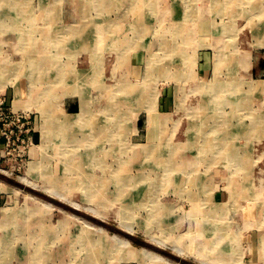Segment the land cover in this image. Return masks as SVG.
I'll return each mask as SVG.
<instances>
[{
	"label": "rangeland",
	"instance_id": "obj_1",
	"mask_svg": "<svg viewBox=\"0 0 264 264\" xmlns=\"http://www.w3.org/2000/svg\"><path fill=\"white\" fill-rule=\"evenodd\" d=\"M150 1L0 0V98L7 99L8 92L17 96L10 106L28 117L31 132L25 158L14 157L18 150L9 156L1 149L0 264H35V259L37 264H102L98 255L104 250L108 254V248L99 244L109 239L114 246L116 241L102 239V233L87 227L84 219L110 227L111 236H125L118 228L123 208L128 210L126 222L136 229L129 236L135 248L147 246L175 263L182 259L170 249L147 244L139 231L143 225L170 248L176 243L186 251L204 247L206 251L200 253L213 264H264V6L259 7L263 0H205L202 7L206 6L201 7L205 13L193 0H158L162 9L156 13ZM164 12L172 17L165 19ZM77 22L87 24L85 34L96 33L95 40L89 38L92 56L70 45L58 51L52 41L56 34L65 38L67 27H81ZM148 61L154 66L146 78ZM134 62L138 65L133 69ZM83 75L91 78L86 86ZM83 86L93 96L87 115H127L124 133L120 135L116 128L124 120L110 121L114 127L100 118L94 121L96 129L103 126L106 133L96 137L95 144L91 146L81 135L76 144L83 151L73 155L63 152L61 138H52L43 156L38 132L42 118L63 116L67 99L79 102ZM167 90L173 92L169 117L161 126L154 125L158 131L164 129L163 135L154 144L137 141L141 130L134 128L135 123L140 126L142 112L159 109ZM86 117L81 116L77 131L86 128ZM107 131L115 133L116 140L99 144L109 136ZM225 134L229 146L222 152L223 146L216 142ZM101 145L104 150H99ZM231 147L241 159L233 160L235 154L226 152ZM22 178L32 179L38 189L24 185ZM47 188L93 208L105 219L60 202L44 192ZM41 200L54 208L41 205ZM223 211L228 212L223 223L212 218ZM223 224L226 233L216 235ZM45 232L52 236L44 239ZM31 235L35 252L27 241ZM63 246V256L57 257ZM119 247L114 259L103 264H126L127 248ZM50 251L55 253L52 258H44ZM181 262L200 264L197 257ZM149 264L167 263L151 260Z\"/></svg>",
	"mask_w": 264,
	"mask_h": 264
},
{
	"label": "crops",
	"instance_id": "obj_2",
	"mask_svg": "<svg viewBox=\"0 0 264 264\" xmlns=\"http://www.w3.org/2000/svg\"><path fill=\"white\" fill-rule=\"evenodd\" d=\"M154 1H156L155 3L156 4H154V3H149L150 5H152L153 6V8H154V10H155V12L157 13L159 10H161L162 9V4H161V2H159L158 0H154ZM107 3H110V4H112V2H107ZM159 3V4H158ZM108 7H109V5H107ZM110 8H111V6H110ZM159 9V10H158ZM207 10H209V8L207 9ZM169 11H172V10H169ZM168 11V12H169ZM164 13H166V12H164ZM203 13H205V12H203ZM204 16V15H203ZM170 17H172V15H171V13H166L165 14V19H169ZM52 20H54V21H56L54 18H52ZM51 20V21H52ZM143 21H145V23L147 24V18H144V19H142ZM149 21V20H148ZM88 24H89V22H87ZM77 26H79V25H81V27H83V29H82V31H84L83 33H81V35L80 36H75L74 38L73 37H71L70 38V40L72 41V45H74V43L77 45L76 47H71V48H74L75 50H78V51H80V50H82L83 51V49L84 50H87L88 52H89V54H91V53H93V50H91L88 46L91 44V42H90V40H95L94 38L96 37V33H86L85 34V27L87 26V24L86 23H84V24H86L85 26H84V24H82V23H75ZM68 28V27H67ZM67 28H65V29H67ZM64 28H62V29H57V32L58 33H60L61 32V30H63ZM56 35H58V34H56ZM56 35H54V36H56ZM87 35V36H86ZM53 36V37H54ZM89 38H90V40H89ZM56 39V38H55ZM55 39H52V41H54ZM82 41V42H81ZM100 41V40H99ZM87 42V43H86ZM57 43V42H56ZM135 44H136V42H135ZM98 45V44H97ZM58 46V45H57ZM137 47V46H136ZM57 49H59V47H57ZM62 50V49H61ZM104 53V51L101 53V54H103ZM140 64V63H139ZM138 65V63L137 62H134V63H132V68L134 69L136 66ZM83 73H85V72H83ZM82 80L80 79V82H81ZM86 82H84V80L82 81V85H85L86 86ZM85 86H83V87H81V89H80V93H81V95H82V98L81 99H79V102L78 101H76V100H74V99H67V101H66V113L63 115V116H61V117H58V118H54V119H49L48 118V120L45 118L44 120H43V118H42V123L39 125V145H40V147L42 148L43 147V149L42 150H44V152L42 153L43 154V156H45V153H48V148L47 147H50L49 145H50V141H52L51 139L53 138L55 141L58 139V138H61V140H62V149H63V152L65 151V152H70V153H72L73 155H75V154H77V152L78 153H80V152H82L83 150L80 148V146H78L77 144H76V141L79 139V137L82 135V132L84 131V130H86L87 128H88V124H86L84 127H86L84 130L82 129V130H79V132L78 131H75V130H77L78 128V124L80 123L79 121H81L82 119H80L81 118V116H87L86 117V122H88L87 120H90V119H92L93 121H97L96 120V118L95 117H92V114H90V116L89 115H87V114H82L80 117H78V115H79V112L81 111V105H82V103H84L83 101H89V99H90V102L91 101H93L92 99H93V96H89L86 92H87V89H86V87ZM168 91V90H167ZM164 92V97H162L161 98V103H160V106H159V109H156V107L154 108V111H146V112H148V113H144V112H142L141 113V116H142V119H141V121H140V126L139 127H137V124H135L134 125V128L136 129H140L141 130V132L138 134V136H136V139H137V141H140V142H148V143H155V142H158L157 140H160V138H161V136L163 135V133H164V129H162V130H157L156 128H154V125L156 126V127H159V126H161V124H163V123H165L166 121H167V119H168V117H169V106L171 105V103H172V99H173V92H171V91H168V92ZM5 94V93H4ZM7 94V99H6V101L10 104V101H11V99L12 98H14L15 99V101L17 100L16 98H17V96L16 95H12L11 94V92H8V93H6ZM79 94V93H78ZM80 95V94H79ZM170 95V96H169ZM169 96V97H168ZM234 96V95H233ZM83 100V101H82ZM146 99H144V98H142L140 101H145ZM149 100H150V98H148V100H146V101H148L149 102ZM78 102V103H77ZM81 104V105H80ZM203 113H207V112H205V111H203ZM151 114V115H150ZM129 115V114H128ZM151 116V117H150ZM119 117V121L120 120H124V121H122L121 123L122 124H124V126H125V118L126 117H128L127 115H121V116H118ZM138 118H139V116H137ZM100 118H104V119H106L107 121H112V120H118V118L117 117H112V116H107V117H100ZM100 118H97V119H100ZM116 118V119H115ZM137 118V119H138ZM149 118V119H148ZM151 119V120H150ZM164 119V120H163ZM50 120V121H49ZM150 120V121H149ZM163 120V121H162ZM118 121V122H119ZM151 122V123H150ZM148 123V124H147ZM148 125V126H147ZM95 126H96V124H95ZM98 126V125H97ZM123 126V127H124ZM67 127V128H66ZM42 128V129H41ZM97 128V127H96ZM154 128V129H153ZM53 133H55V134H53ZM57 133V134H56ZM161 135V136H160ZM124 136H125V134H124ZM123 136V137H124ZM125 139H126V136H125ZM148 139V140H147ZM49 142V143H48ZM48 143V144H47ZM101 146H103V145H101ZM165 146H167V144H165ZM169 146V145H168ZM2 147H3V139L1 138V135H0V154L2 153V151H1V149H2ZM101 149V147L99 148V150ZM102 149H105L104 147L102 148ZM95 150H98V149H95ZM85 151H87V150H85ZM47 159V157H45L43 160H46ZM172 163V161H170V160H167L166 161V163ZM191 163V162H190ZM37 166V165H36ZM39 167H41L40 165H39ZM38 167V168H39ZM56 168V167H55ZM58 168H56L55 170H57ZM47 189H49V188H47ZM47 189H44V190H47ZM51 190V189H50ZM58 191V190H57ZM59 192V191H58ZM63 195V194H62ZM127 196V195H126ZM126 196H124V197H126ZM53 197V196H52ZM53 198H55V197H53ZM55 199H57V198H55ZM60 202H61V200H59ZM63 202V201H62ZM64 203V202H63ZM103 220V219H102ZM204 226H205V224H203V229H204ZM133 229H134V232L133 233H131V232H129L128 230H123L122 228H120V227H118L119 228V230H122V231H124V233L126 234L124 237L125 238H128V239H130L129 238V236H132V235H134V233L136 232V229H135V227L134 226H131ZM63 229V228H62ZM94 230H96V231H98V233H102V237H104V240L107 238V237H111V239H113L114 241H116L115 240V234H113L112 236L109 234V232H110V227H103L102 229L101 228H93ZM101 229V230H100ZM103 229H104V231H103ZM63 230H66L65 228L63 229ZM75 230V229H74ZM45 231H46V228H45ZM139 231H140V234H141V238L147 243V244H151V245H153V246H155L156 244H154V243H151V241L149 240V237L147 236L149 233L150 234H152L150 231H149V229H147V228H145L143 225H140V227H139ZM149 231V232H148ZM117 235V234H116ZM46 236L48 237V236H52V234L51 233H44V239H46ZM101 237V236H100ZM156 237V236H155ZM108 239V238H107ZM106 239V240H107ZM131 240V239H130ZM27 241L29 242L28 244H29V247L31 248V249H33V251L35 252L36 250H35V246H36V241H35V238H34V236L33 235H31L30 237H28V239H27ZM80 241H84L82 238L80 239ZM44 242V241H43ZM162 242H164V244H166V246H158V245H156L155 247H158L159 249H170L171 250V248H170V244H168L166 241H164L163 239H162ZM82 243H84V242H82ZM104 244V245H103ZM99 245H103V247H100V246H98L99 248H102V249H104V248H108L109 250H108V254H106V251L104 250L103 251V253H99V255H98V257H99V259L101 260V262H102V264H103V261L105 260V261H107L108 259V261H110L111 259H114L112 256H113V254H115V251H116V248L117 247H119L118 245H117V242H116V244L114 243V246L113 245H111V243L109 242V239H108V242H103V243H101V244H99ZM117 246V247H116ZM174 246V245H173ZM49 247H51V246H49ZM53 247V246H52ZM52 247L51 248H49V250H54V249H52ZM125 247V246H124ZM125 248H127V253H126V255L125 256H123L125 259H127L125 262H126V264H149V261H151V260H148V259H145V258H143V257H140V258H134L135 257V255L136 254H138L139 252H140V249L141 248H143V247H141V248H135L133 245H132V241H131V245L129 246V247H125ZM146 248H148L147 246H146ZM31 249L29 250V251H31ZM148 249H150V250H152V251H155L156 253L158 252L159 254H162V253H160L159 251H157V250H153V249H151V248H148ZM25 250V249H24ZM47 250V249H46ZM58 250H62V251H60L58 254H57V257H62L63 256V254H64V252L63 251H65V249H64V246H63V248H61V247H59V249ZM129 250V251H128ZM134 250V251H133ZM171 253L173 254V252H172V250H171ZM46 254V256L44 257V258H46V259H48L49 257L50 258H52V256L55 254L53 251H52V253H51V251L48 253V252H46L45 253ZM128 254V255H127ZM163 255V254H162ZM173 255H175V254H173ZM164 256H166V255H164ZM167 257V256H166ZM181 257V256H180ZM116 258V257H115ZM167 258H169L170 260H172V262H173V259H171L170 257H167ZM182 259L178 262V263H182L181 261L182 260H186V259H188V258H191V259H194V258H196L195 256H193V257H190V256H188L187 258L186 257H181ZM96 260H98V259H96ZM95 260V261H96ZM142 260V261H141ZM35 261V264H37V260L35 259L34 260ZM112 261V260H111ZM137 261V262H136ZM146 261V262H145ZM174 263H175V260H174ZM176 264V263H175Z\"/></svg>",
	"mask_w": 264,
	"mask_h": 264
},
{
	"label": "bare ground",
	"instance_id": "obj_3",
	"mask_svg": "<svg viewBox=\"0 0 264 264\" xmlns=\"http://www.w3.org/2000/svg\"><path fill=\"white\" fill-rule=\"evenodd\" d=\"M125 1V0H124ZM135 1V0H134ZM194 2H195V4L197 3V9L199 10V12H203V10H201V7H202V4H204V3H206V1L205 0H193ZM204 1V3H202ZM207 1H210L211 2V0H207ZM213 1V0H212ZM215 1V0H214ZM150 2H152V3H154V4H156L155 2L156 1H153V0H151ZM139 3H141L140 1H139ZM193 3V2H192ZM199 3H200V5H199ZM213 3V2H212ZM215 3H216V1H215ZM242 3H243V0H242ZM263 3H264V0H263V2L261 3V5L259 6V7H263L264 5H263ZM126 4V3H125ZM134 4V3H133ZM142 4V3H141ZM147 4V3H146ZM159 4V3H158ZM127 5V4H126ZM105 6V5H104ZM144 6V5H143ZM206 6V5H205ZM204 6V7H205ZM57 7V6H56ZM133 7V6H132ZM145 7V6H144ZM204 7H202V8H204ZM258 7V8H259ZM95 8V7H94ZM97 8V7H96ZM123 8V7H122ZM192 8V7H191ZM43 10V9H42ZM57 10H58V8H57ZM121 10V9H120ZM130 10H131V8H130ZM256 10H257V8H256ZM264 12V11H263ZM57 13V12H56ZM55 13V14H56ZM16 14V13H15ZM249 14V13H248ZM58 15V14H57ZM240 15H242V14H240ZM264 15V14H263ZM157 16V15H156ZM163 16V15H162ZM164 16H165V13H164ZM15 17H16V15H15ZM19 18V17H18ZM52 21H54V20H52ZM18 22V21H17ZM52 23V22H51ZM100 26V25H99ZM98 26V27H99ZM112 26V25H111ZM19 28V27H18ZM102 28V27H101ZM82 29H83V27H79V28H76V27H68L67 29H66V37L65 38H63V37H57V36H54V37H52V39H55L54 41H55V43L57 42V45H58V47H59V49H58V51L59 50H61L62 49V47H65V45L66 46H71V47H76L77 45L74 43V45H72L71 43H72V41L70 40V38L71 37H75V36H80L81 35V33H83L84 31H82ZM19 30V29H18ZM92 31V30H91ZM95 31V30H94ZM213 31V30H212ZM19 33V32H18ZM88 34V33H87ZM27 35V34H26ZM26 35H24V39H22L24 42L26 41ZM35 35V34H34ZM7 36H9V35H7ZM18 36V35H17ZM105 36V35H104ZM257 36V35H256ZM11 37V36H10ZM13 37V36H12ZM22 37V36H21ZM34 37V36H33ZM35 38H36V36H35ZM258 38V37H257ZM95 39V38H94ZM159 39V38H158ZM219 39V38H218ZM263 39H264V37H263ZM36 40V39H35ZM164 40V39H163ZM82 42V41H81ZM102 42V40L100 39V41H98V43L97 44H100ZM166 42V41H165ZM260 42H262V41H260ZM87 43V42H86ZM92 44V43H91ZM96 44V45H97ZM225 43H223V45H224ZM162 46H163V44H162ZM147 47V46H146ZM74 49V48H73ZM73 51V50H72ZM105 51V50H104ZM149 52V51H148ZM46 56V55H45ZM45 56H43V57H45ZM90 56H92V53H91V55ZM49 57V56H48ZM155 58V57H154ZM45 59V58H44ZM95 59V58H94ZM193 59V58H192ZM191 59V60H192ZM92 60H93V58H92ZM47 61V63H48V61H49V59H47L46 60ZM44 62V61H43ZM50 63V62H49ZM48 63V64H49ZM154 64V63H153ZM152 64V65H153ZM47 65V64H46ZM152 65H151V61H148V64L146 65V70H145V75H146V78H149L150 77V75H151V73H150V71H152L153 70V67H152ZM44 66V65H43ZM154 66V65H153ZM38 68V67H37ZM43 68H45V67H43ZM43 68H42V70H43ZM50 68V67H49ZM92 69V68H91ZM156 69V68H155ZM157 70H158V68H157ZM91 72V71H90ZM153 72H155V71H153ZM66 74V73H65ZM90 74V73H89ZM35 76V75H34ZM77 76V75H76ZM84 76V75H83ZM153 76V75H152ZM151 76V77H152ZM37 77V76H36ZM74 77V76H73ZM92 77V76H91ZM2 78H4V77H2ZM183 77H181V79H182ZM1 79V78H0ZM71 79V78H70ZM81 79H83L84 80V82H86V83H88V81L91 79V78H89L88 76H84V77H82ZM151 79H153V78H151ZM150 79V80H151ZM5 80V79H4ZM122 80V79H121ZM120 80V81H121ZM38 81V80H37ZM144 81V80H143ZM164 81V80H163ZM180 81H182V80H180ZM5 82V81H4ZM33 82H35V81H33ZM91 82V81H90ZM133 82V81H132ZM140 82H142V81H140ZM153 82V81H152ZM236 82V81H235ZM78 83H79V81H78ZM186 83V82H185ZM237 83V82H236ZM153 85H154V83H152ZM184 84V83H183ZM238 84V83H237ZM30 85V84H29ZM58 85V84H57ZM88 85V84H87ZM89 85H91V84H89ZM125 85V84H124ZM131 86V85H130ZM231 86V85H230ZM230 86L229 87H227V88H230ZM126 87V86H125ZM149 87V86H148ZM147 87V88H148ZM150 88V87H149ZM152 88V87H151ZM183 88V87H182ZM181 88V89H182ZM125 90H126V88H125ZM125 90H123L124 92H125ZM31 91V90H30ZM103 91V90H102ZM149 91V90H148ZM231 91H232V89H231ZM97 92V91H96ZM195 92V91H194ZM229 92V91H228ZM92 93V92H91ZM101 93V92H100ZM184 93V92H183ZM182 93V94H183ZM234 94H232V95H234V96H237L236 95V93L235 92H233ZM181 94V93H180ZM230 95H231V93H229ZM93 95V94H92ZM128 95V94H127ZM189 96V95H188ZM128 97V96H127ZM154 97V96H153ZM156 98V97H155ZM154 98V99H155ZM183 98V97H182ZM184 98H186V97H184ZM187 99V98H186ZM111 100V99H110ZM183 100V99H182ZM83 101V100H82ZM181 101V100H180ZM184 101V100H183ZM229 101V100H228ZM84 103H82V108H81V111L79 112V117L82 115V113L85 115V114H87V110H88V108L91 106L90 104V99H89V101L87 100H85V101H83ZM150 102V101H149ZM151 104V103H150ZM153 104V103H152ZM226 104H227V102H226ZM81 105V104H80ZM177 105V104H176ZM233 105V104H232ZM89 106V107H88ZM183 106V105H182ZM181 106V107H182ZM242 106V104H239V101H238V104H235V107L237 108V109H239L240 107ZM150 107V106H149ZM112 108V107H111ZM103 109H104V107H103ZM186 109V108H185ZM234 109V108H233ZM100 109H98V111H99ZM154 110V109H153ZM178 110V109H177ZM97 111V110H96ZM145 111V110H144ZM90 112H91V110H90ZM110 112V111H109ZM192 112V111H191ZM198 112V111H197ZM196 112V113H197ZM146 113H148V112H146ZM194 113H195V111H194ZM119 114H120V112H119ZM140 114V113H139ZM189 114V113H188ZM199 114V113H198ZM96 115V114H95ZM151 115V114H150ZM86 116V115H85ZM118 116V115H117ZM203 116H204V114H203ZM116 117V116H115ZM151 117V116H150ZM119 118V117H118ZM207 118V117H206ZM83 119H84V117H83ZM83 119H82V122H83ZM97 119V118H96ZM116 119V118H115ZM149 119V118H148ZM256 119V118H255ZM86 120V119H85ZM84 120V121H85ZM151 120V119H150ZM149 120V121H150ZM50 121V120H49ZM97 121H98V119H97ZM117 121V120H116ZM137 121V120H136ZM205 121V120H204ZM210 121V120H209ZM80 122V121H79ZM93 122V123H92ZM255 122V121H254ZM105 123V122H104ZM132 123V122H131ZM134 123V122H133ZM151 123V122H150ZM191 123H192V121H191ZM252 123H253V121H252ZM106 124H108L109 126L110 125H113L114 127H115V125L114 124H111V122L110 121H106ZM136 124V123H135ZM148 124V123H147ZM260 124H261V122H260ZM129 125V124H128ZM156 125V124H155ZM197 125V124H196ZM264 125V124H263ZM102 126V125H101ZM109 126H107L106 128H109ZM123 126H124V124L122 125V127H121V125H120V123H118L117 125H116V128H117V130H120L119 131V133H120V135L121 134H123L124 133V131L122 130L123 129ZM148 126V125H147ZM227 126V125H226ZM252 126H258L259 127V125H257V124H253ZM262 126V125H261ZM96 127H98L97 126V124H96V126H95V123H94V121L92 120V119H90L89 121H88V128L86 129V130H84V132H82V135H83V138L85 139V140H88V141H91L92 142V144H90L91 146L93 145V144H95L96 142V137H100V136H102V135H104V133H106V131L104 130L105 128H103V126L102 127H100L98 130L96 129ZM196 127V126H195ZM205 127H207L206 125H205ZM40 128V127H39ZM67 128V127H66ZM78 128V127H77ZM200 128H201V125H200ZM42 129V128H41ZM203 129H204V127H203ZM255 129V128H254ZM201 130V129H200ZM75 131H77V130H75ZM79 131V130H78ZM105 131V132H104ZM195 131V130H194ZM198 131V130H197ZM259 131L260 132H262L263 131V129H262V131L259 129ZM85 132H88V133H86L85 134ZM219 132H221V131H219ZM118 133V134H119ZM210 133H211V131H210ZM213 133V132H212ZM223 133V132H222ZM53 134H55V133H53ZM57 134V133H56ZM199 134V133H198ZM201 134V133H200ZM207 134V133H206ZM107 135H109L107 138H103V137H101V138H103V139H105V140H103V141H101V142H99V144L101 143H112L114 140H116L115 138H116V134L115 133H112V135H110L109 134V131H107ZM190 135H191V133H190ZM222 135V134H221ZM231 135V134H230ZM203 136V135H202ZM225 136H227L226 137V139L228 138V134H225L222 138H221V140H219L218 142H216V143H218L219 145H222L221 147H222V152H223V150H224V148H226L227 147V145L229 146V140L227 141L224 137ZM114 137V138H113ZM122 137V136H121ZM97 138V139H98ZM148 140V139H147ZM189 140V139H188ZM231 140V139H230ZM204 141V140H203ZM205 142V141H204ZM231 142V141H230ZM49 143V142H48ZM47 143V144H48ZM151 143V142H150ZM190 143V142H189ZM206 143V142H205ZM41 145V144H40ZM125 145V144H124ZM128 145V144H127ZM133 145V144H132ZM131 145H129V146H127V147H130ZM139 146V145H138ZM216 146V145H215ZM37 147H39V146H37ZM101 147V149L103 148V146H100ZM132 147V146H131ZM91 148V147H90ZM213 148H215V147H213ZM34 149V148H33ZM42 149H43V147H42ZM94 149V148H93ZM97 149H98V146H97ZM131 149V148H130ZM140 149V148H139ZM102 150H104V149H102ZM215 150V149H214ZM39 151H41V149L39 150ZM93 150H91V151H89V153L90 152H92ZM135 151V150H134ZM37 152H38V150H37ZM94 152H98V150H94ZM216 152V151H215ZM214 152V153H215ZM220 153L221 152V150L219 149V151H217L216 153ZM226 152H229V154H231V155H233V154H235L234 156H232L233 157V160L235 159V158H238V159H241V157H240V154H239V152L238 151H232V147H231V149H230V151L229 150H227ZM40 154V153H39ZM41 156V155H40ZM231 157V156H230ZM229 157V158H230ZM45 158V157H44ZM93 158H96L95 156L93 157ZM33 159V158H32ZM232 159V158H231ZM36 160V159H35ZM41 160V159H40ZM73 160V159H72ZM71 159L69 160V165L71 166V167H73L74 168V163H73V161H72ZM34 161V160H33ZM244 161V160H243ZM38 162V161H37ZM42 162V161H41ZM234 162V161H233ZM245 162H247V160L245 161ZM39 164V163H38ZM189 164V163H188ZM244 164H246V163H244ZM33 165H36V164H33ZM37 167H39V166H37ZM186 169H187V167H185ZM184 168V170H186ZM64 169V168H63ZM70 170H71V168H70ZM184 170H183V172H184ZM35 171V170H34ZM73 172V171H72ZM71 172V173H72ZM32 173V172H31ZM77 173V172H76ZM76 173H74V174H76ZM36 175V174H35ZM34 176V175H33ZM26 177H28V176H26ZM22 183L24 184V185H26L27 187H32V188H35V189H38V186L37 185H35V183L36 182H32L31 180H29V178H28V180L27 179H23L22 178ZM118 182V181H117ZM1 183V182H0ZM3 186V185H2ZM4 189V188H3ZM2 189V190H3ZM130 189V188H129ZM39 190H40V188H39ZM7 191V190H6ZM4 192V191H3ZM44 192H48V194L49 195H51V196H53V197H55V198H57V200H61V202L63 201L64 203H68V204H70V206L71 207H74L75 209H77V210H82V211H84V209L87 211V212H90V213H92L93 215H95L96 217H98V218H100V219H102V218H104V216L103 215H100L96 210H94L93 208H91V207H87V206H84V207H82L81 205H79L78 203H76V202H74L73 200H71V199H69L68 197H65L64 195H62L60 192H58V191H56V190H50V189H47V190H44ZM17 193V192H16ZM30 197H33V195H30ZM29 197V198H30ZM232 198V197H231ZM35 199V198H34ZM158 199V198H157ZM42 201V200H41ZM228 201H230V200H228ZM234 202V201H233ZM228 203V202H227ZM235 203V202H234ZM45 205L47 208H49V209H52V208H54V205L53 204H51L49 201H48V203H46V202H43L42 201V203H41V205ZM141 204V203H140ZM139 204V205H140ZM229 205V204H228ZM232 205V204H231ZM39 206V205H38ZM44 207V206H43ZM137 207V206H136ZM222 207V206H221ZM28 208V207H27ZM59 208V207H58ZM216 208V207H215ZM224 208V207H223ZM34 209V208H33ZM44 209V208H43ZM48 209V210H49ZM133 209V208H132ZM220 209V208H219ZM227 209V208H226ZM39 210V209H38ZM37 210V211H38ZM47 210V211H48ZM196 210H198V209H196ZM215 210V209H214ZM50 211V210H49ZM128 210L126 209V208H123L121 211H120V216H119V227L120 228H122L123 230H128L129 232H131V233H133L134 232V229L131 227L132 225L130 224V223H128V222H126V215L128 214V213H126ZM217 211V210H216ZM221 211V210H220ZM225 211V210H224ZM223 211V213L222 214H217V216H215V215H213L212 216V218H215V221H217V220H219V221H223V220H225V216H226V214L228 215V212H224ZM129 212H131V211H129ZM218 212V211H217ZM216 212V213H217ZM13 213V212H12ZM32 213V212H31ZM30 213V214H31ZM214 213V212H213ZM15 214V213H14ZM21 214V213H20ZM28 214V213H27ZM47 214V213H46ZM69 214V213H68ZM71 214V213H70ZM191 214H192V211H191ZM16 215V214H15ZM218 215H223V216H218ZM69 216V215H68ZM73 216V215H72ZM189 216V215H188ZM192 216V215H191ZM197 216V215H196ZM16 217V216H15ZM65 217V216H64ZM74 217H75V215H74ZM128 217V216H127ZM204 217V216H203ZM10 218H13V217H10ZM196 217H194L193 218V220L195 219ZM208 218H210V216L208 217ZM218 218V219H217ZM79 219H80V217H79ZM105 219V218H104ZM229 219H230V217H229ZM229 219L228 220H226V221H229ZM117 220V219H116ZM205 220V219H204ZM65 221V220H64ZM68 221V220H67ZM84 221H85V224L87 225V227H90V228H101L102 229V227H99V226H97V225H95V224H93V223H91V222H89V221H87V220H85L84 219ZM198 221V220H197ZM213 221V220H212ZM225 221V222H226ZM67 223V222H66ZM197 223V222H196ZM201 223V222H200ZM214 223V222H213ZM223 223V222H222ZM235 223V222H234ZM233 224V223H232ZM66 225V224H65ZM64 225V226H65ZM193 225H194V222H193ZM224 225V224H223ZM222 225V226H223ZM67 226V225H66ZM207 225L205 224V226L204 227H206ZM227 225H224L223 227L224 228H221L220 226H219V228L218 229H216V231H218L217 233H216V235H221V234H223V233H226V227ZM230 226V225H229ZM240 226V225H239ZM213 227V226H212ZM211 227V228H212ZM216 227V226H215ZM208 228H210V227H208ZM240 228V227H239ZM64 229V228H63ZM100 229V230H101ZM193 229V228H192ZM214 228H212V229H210V230H213ZM231 229V228H230ZM198 230V229H197ZM215 230V229H214ZM234 230V229H233ZM232 230V231H233ZM236 230V229H235ZM238 230V229H237ZM241 229H239V231H240ZM243 230V229H242ZM85 231V230H84ZM103 231H104V229H103ZM208 231V230H207ZM149 232V231H148ZM200 232V231H199ZM236 232V231H235ZM241 232V231H240ZM46 233V232H45ZM187 234V233H186ZM82 235V234H81ZM181 235V234H180ZM179 235V236H180ZM184 235V234H183ZM188 235V234H187ZM216 235H215V237H216ZM218 235V236H219ZM148 237H149V240L151 241V243H154V244H156V245H158V246H166V244H164V242H162V238H159V237H155L153 234H148L147 235ZM178 236V237H179ZM203 236V235H202ZM213 236V235H212ZM115 240H116V242H117V245L118 246H125V247H129L130 245H131V240L130 239H128V238H125L124 236H119V235H116L115 234ZM181 237V236H180ZM224 237V236H223ZM237 237V236H236ZM209 238V237H208ZM225 238V237H224ZM102 239H103V237H102ZM219 240H223V239H221V238H218ZM217 239V240H218ZM180 240V239H179ZM178 241V240H177ZM197 242H199V241H197ZM203 242V241H202ZM206 243V242H205ZM213 243V242H212ZM217 243V242H216ZM155 245V246H156ZM183 245V244H182ZM195 245H196V243H195ZM199 245V244H198ZM205 245V244H204ZM212 245V244H211ZM200 246V245H199ZM231 246V245H230ZM117 247V246H116ZM119 248L120 247H118V250H119ZM197 248L198 247H194V248H191L190 247V249H187V251L185 250V249H183L181 246H179V244L178 243H176L175 245H174V247H171V250H172V252H173V254H177V255H179V256H181V257H188V256H190V257H193V256H195V257H197L198 259H199V263L200 264H213V263H210L209 261H207L206 260V257L208 256H203L201 253L202 252H205L206 250H205V248L203 247V249H201V251H197ZM214 248H216V247H214ZM213 248V249H214ZM235 248V247H234ZM122 249V248H121ZM120 249V250H121ZM98 250H99V248H98ZM109 250V249H108ZM212 250V249H211ZM106 251V250H105ZM117 251V250H116ZM116 251H115V253H116ZM129 251V250H128ZM134 251V250H133ZM194 251V252H193ZM208 251V250H207ZM213 251V250H212ZM232 251V250H231ZM237 251V250H236ZM201 252V253H200ZM91 253H93L92 251H91ZM95 254V253H94ZM208 254V253H207ZM225 254V253H224ZM92 255V254H91ZM97 254H95V256H96ZM120 255V254H119ZM128 255V254H127ZM220 256V255H219ZM221 256H222V254H221ZM220 256V257H221ZM140 257H143V258H145V259H148V260H155V261H165L167 264H175L174 263V261L172 262L169 258H167L166 256H164V255H162V254H159L158 252L156 253V252H154V251H152V250H150V249H148V248H146V247H143V248H141L140 249V252L138 253V254H136L135 255V257L134 258H140ZM217 257V256H216ZM224 257V256H223ZM96 258H98V257H96ZM209 259V258H208ZM211 260V259H210ZM142 261V260H141ZM146 262V261H145ZM177 264H180V263H178V262H176Z\"/></svg>",
	"mask_w": 264,
	"mask_h": 264
},
{
	"label": "built area",
	"instance_id": "obj_4",
	"mask_svg": "<svg viewBox=\"0 0 264 264\" xmlns=\"http://www.w3.org/2000/svg\"><path fill=\"white\" fill-rule=\"evenodd\" d=\"M19 111L13 110V107L0 98V135L3 139V151L14 154L18 150V154H14L17 159H23L28 155V147L30 145V121ZM17 153V152H16ZM23 164H25L23 162Z\"/></svg>",
	"mask_w": 264,
	"mask_h": 264
}]
</instances>
